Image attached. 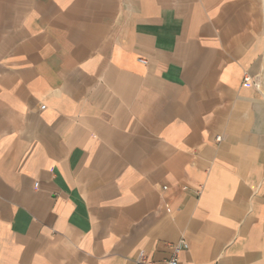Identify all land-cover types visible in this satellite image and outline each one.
<instances>
[{
    "label": "crops",
    "instance_id": "1",
    "mask_svg": "<svg viewBox=\"0 0 264 264\" xmlns=\"http://www.w3.org/2000/svg\"><path fill=\"white\" fill-rule=\"evenodd\" d=\"M246 74L264 0H0V264H264Z\"/></svg>",
    "mask_w": 264,
    "mask_h": 264
},
{
    "label": "built area",
    "instance_id": "2",
    "mask_svg": "<svg viewBox=\"0 0 264 264\" xmlns=\"http://www.w3.org/2000/svg\"><path fill=\"white\" fill-rule=\"evenodd\" d=\"M140 61L144 64L148 63L144 59H141ZM244 83L251 85V86H254L257 89H263L264 88L263 85L259 81H255L254 79H252V77H250V75H247V74L244 77ZM44 109H45V106L42 107V110H44ZM217 140L219 142L222 141L221 138H218ZM187 247H188L187 244L184 241H182L179 245H177L174 248L172 257L168 261H165L163 263H155L153 261H150L144 253H140L136 259V264H180L179 254L181 253V251L183 249H186Z\"/></svg>",
    "mask_w": 264,
    "mask_h": 264
}]
</instances>
